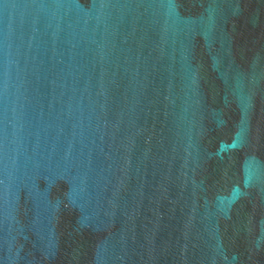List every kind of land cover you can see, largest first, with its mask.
Returning a JSON list of instances; mask_svg holds the SVG:
<instances>
[{"label": "water", "instance_id": "1", "mask_svg": "<svg viewBox=\"0 0 264 264\" xmlns=\"http://www.w3.org/2000/svg\"><path fill=\"white\" fill-rule=\"evenodd\" d=\"M0 264H264V0H0Z\"/></svg>", "mask_w": 264, "mask_h": 264}]
</instances>
